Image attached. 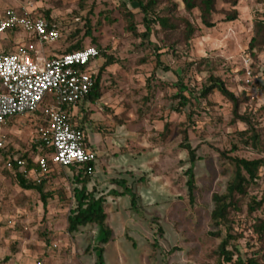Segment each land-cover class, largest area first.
Returning <instances> with one entry per match:
<instances>
[{
    "label": "rangeland",
    "instance_id": "rangeland-1",
    "mask_svg": "<svg viewBox=\"0 0 264 264\" xmlns=\"http://www.w3.org/2000/svg\"><path fill=\"white\" fill-rule=\"evenodd\" d=\"M26 1L39 13H50L61 39L42 45L29 40L23 31L0 33V55L33 45L41 56L50 59L80 42L100 50L97 71L108 58L117 61L102 74V111L98 103L90 106L98 117L108 118L98 132L109 151L107 156L98 157L99 175L106 183L125 180L138 195V209L131 211L124 199L113 202L115 196L108 191L115 188L122 193L114 183L104 191H95L105 199L107 224L113 234L104 246L105 264H215L214 251L225 234L220 238L212 235L216 232L210 220L212 196L225 193L233 176L234 168L227 157L252 160L264 154L243 146L237 132L244 130V125H232V105L217 91L207 98L200 96L209 76L194 64L207 58L213 75L231 92L236 96L248 93L247 105L257 110L264 142V112L260 111L264 89L258 71L264 66V54L254 60L248 51L254 20L264 14V0H240L234 22L224 21L230 8L219 2L212 29L201 24L198 13L188 14L180 5L176 18L189 20L198 30L188 44H177V35H159L154 39L162 48L159 53L130 33L120 10L124 4L137 13V4L130 0H0V18ZM139 20L137 16L136 22ZM137 30L144 32L140 25ZM158 60L168 71L156 67ZM247 67L252 73L250 84ZM39 117L17 118L0 128V142L4 144L0 150V264H96L100 227L89 225L73 236L67 232L74 207L71 180L75 173L52 167V172L39 178L45 181V192L53 194L44 208L39 194L21 189L15 172L7 168L11 158L36 156L34 147L42 124ZM184 130L201 158L194 164V202L186 187L188 153L180 148ZM233 146L240 149L232 152ZM263 190L264 178L251 194L260 196ZM247 212L243 202L241 213L234 216V233L242 234L238 247L244 257L260 248L252 234L260 213L250 217Z\"/></svg>",
    "mask_w": 264,
    "mask_h": 264
},
{
    "label": "trees",
    "instance_id": "trees-1",
    "mask_svg": "<svg viewBox=\"0 0 264 264\" xmlns=\"http://www.w3.org/2000/svg\"><path fill=\"white\" fill-rule=\"evenodd\" d=\"M137 4V13L129 10L124 4L121 5V11L129 26V31L136 39H140L143 44H148L149 47L154 48L156 51H161L162 48L155 42L159 35L173 36L177 35L180 40L176 41L177 44L184 42L188 44L195 36L198 28L185 18H176L180 5L188 14L194 12L198 13V18L201 24L207 28L212 29L216 26L214 16L217 13L218 3H222L228 6L230 9L225 13L226 22H234L238 19V12L236 7L240 0H180V4L177 0H130ZM38 15L47 20L53 22L50 13L44 12L43 14L38 12ZM140 16V20L137 23L136 17ZM143 27L144 32H138L137 26ZM19 32V30L9 31L6 33ZM70 40L74 39V36L69 37ZM32 40V39H29ZM34 41V40H32ZM86 47L82 43H78L75 46L68 47L67 50L61 54H69L75 51L83 50ZM96 48V47H95ZM174 49V47H171ZM248 51L250 56L257 60L258 56L264 54V14L254 20L253 23V37L248 45ZM13 53V52H12ZM11 54V53H5ZM101 52L99 50V58ZM98 58V60H99ZM117 61L114 58H108L107 61L99 68L95 70L94 85L91 93L87 97L92 103L99 101L103 96L101 88L102 74L106 68L114 65ZM208 59L204 58L199 63L194 64L201 69L203 67L209 76L208 84L204 86L202 98H207L213 92H218L226 101L232 105V125L238 123L244 125V130L237 132V136L240 138L241 143L245 148H250L257 151L259 155L264 154V142L262 135L256 121V115L253 108L248 106L249 95L247 92L242 93L241 96H236L231 92L225 83L215 77L212 72V66L209 65ZM157 68H162L168 71V68L159 63ZM259 75L261 77L260 87L264 89V68H259ZM149 85V84H148ZM180 98L184 97L182 89H180ZM184 99V98H183ZM48 103L45 100L44 105ZM248 104V105H247ZM184 102L180 100V106L182 107ZM243 105H247L245 111L241 113ZM175 110H179L176 108ZM261 112H264V105L260 108ZM43 117V114L40 113ZM45 125L41 124V126ZM164 129H167L165 126ZM182 141L180 148L187 151L190 167L186 170L185 176L187 177L186 187L191 202L195 200V193L197 191L196 175L194 173V164L201 158L197 155L196 149L192 147L187 132L184 130L181 132ZM35 154L44 155L49 150H36ZM240 148L233 146L232 152H237ZM224 156V155H223ZM227 157V156H224ZM21 160H26L25 166L19 168L14 164L13 171L15 172V179L21 189L26 191H35L39 194L44 208L49 205V201L53 198L52 193H46L44 189L45 181L41 180L39 183L31 182L26 178L28 172L33 169H37L34 162V157L27 158L22 156ZM234 168V173L229 181L226 191L223 194L216 193L212 196L213 210L211 212L210 220L216 232L212 235L215 238H220L225 234V238L221 240L219 246L214 251L217 257L215 264H264V190L260 196L252 195V189L259 186V182L264 178V156L256 159L248 160L239 156L228 158ZM95 164L89 166L79 167L71 166L65 168L66 170H72L75 176L72 178V191H73V209L67 220V232L73 236L77 234L81 228L89 225L99 226L101 234L98 239L99 246L95 248L98 251V260L96 264H105L104 262V246L107 245L112 238V231L106 226L107 214L105 212V199L97 196L96 192L89 189V184L92 179V174L88 172L89 168L95 169ZM116 184L125 187V182L115 181ZM125 195L131 198V205L134 211L138 209L137 201L138 197L132 190L124 188ZM246 203L248 212L247 215L252 217L253 214L259 212L260 217H255L254 224L252 225V234L254 241L260 244V248L253 251L249 256H243L240 254L238 247V241L242 238V234L234 233V216L237 213H241V205ZM160 230V229H159ZM233 242V244H231Z\"/></svg>",
    "mask_w": 264,
    "mask_h": 264
},
{
    "label": "built area",
    "instance_id": "built-area-1",
    "mask_svg": "<svg viewBox=\"0 0 264 264\" xmlns=\"http://www.w3.org/2000/svg\"><path fill=\"white\" fill-rule=\"evenodd\" d=\"M14 30L28 33L29 39L42 45L61 39L58 25L39 16L30 1L7 10L0 18V33ZM98 58L99 50L87 47L47 59L33 45L0 55V128L18 117L43 114L45 125L38 130V151L49 152L36 158L37 169L30 173L36 178L48 174L52 166L84 167L98 161L97 152L86 148L85 133L73 126L68 112L69 107L77 106L91 93ZM245 62L249 64L250 58ZM246 77L250 84L249 67ZM3 147L0 142V150ZM14 164L25 166L23 160L11 158L7 168L12 170ZM88 172L92 174L94 170L89 168Z\"/></svg>",
    "mask_w": 264,
    "mask_h": 264
},
{
    "label": "crops",
    "instance_id": "crops-1",
    "mask_svg": "<svg viewBox=\"0 0 264 264\" xmlns=\"http://www.w3.org/2000/svg\"><path fill=\"white\" fill-rule=\"evenodd\" d=\"M94 66H95V70H96L97 62L95 63ZM101 101H102V98L99 101L95 102V103H98V107H99V111L100 112L102 111V109L100 108V105H99V102H101ZM91 104H93V103L89 99H86L83 102H81L80 104H78L77 106L69 107L68 108V112H69V114L71 116L73 126L78 128L79 130H82L85 133V136H86L85 146H86V148L91 150V151L97 152L98 157H99V155L107 156L109 151L106 149V147H105V145L103 143V141L105 139H103L102 134H100L98 132H100L101 129L103 128L102 125L104 123L108 122V118L107 117H100V116L98 117L97 114L95 113V111L90 108ZM35 115H39L40 116V112H38L37 114H34V115H29V116L33 117ZM18 118H21V117H18ZM39 120L43 124V117L40 116ZM88 133L94 135L93 138H90ZM39 143H40L39 140H37V144L38 145H36V147H37L36 150H38ZM123 145H124V143L120 144L119 146L117 144L116 146L121 148ZM38 155H40V154H38ZM38 155H36L34 157V159H33L34 162L36 161V158L38 157ZM52 167H53L52 169L60 168V167H57V166H52ZM61 169H65V168H61ZM33 170H36V169H33ZM33 170H31L30 172L27 173L26 178L28 180H30L31 182L39 183L41 180L40 181H38V180H39V178L41 176L36 178L35 175L30 174ZM52 171L53 170H51V172ZM99 171H100L99 170V163L97 161L96 165H95L94 172L92 173V179H91V182H90V186H91L92 190L93 191H98L99 188H101L102 191H104L106 189L105 187L107 185H112V183H114L115 185H117L118 187H120L122 189V193L117 191V190H114L115 188H113V189H110L107 194L110 195V196H115V199H113L114 203H118L121 199H124V202H126V204H128L129 209L131 211L135 212L134 209L132 208V205H131V198L129 196L125 195V193H124V191H125L124 188L125 187L130 189L129 186H128V183L125 180H118V181L125 182L126 185H125L124 188H123V186L116 184L115 181H112V180H111V182H107L106 183L105 179H102L101 176L99 175V173H100ZM98 196H102V195L100 194ZM136 196L138 197L137 194H136ZM107 219H108V216H107ZM106 226L110 230H112V228L108 226L107 220H106ZM86 227H84V228H86ZM104 251H105V248H104Z\"/></svg>",
    "mask_w": 264,
    "mask_h": 264
}]
</instances>
